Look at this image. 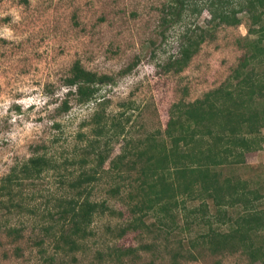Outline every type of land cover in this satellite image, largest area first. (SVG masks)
Instances as JSON below:
<instances>
[{"label":"rangeland","instance_id":"374dc122","mask_svg":"<svg viewBox=\"0 0 264 264\" xmlns=\"http://www.w3.org/2000/svg\"><path fill=\"white\" fill-rule=\"evenodd\" d=\"M168 2L0 0V183L13 166L30 156L44 153L55 163V168L46 169L36 179L14 183L15 206L7 195H0V264H146L151 260L164 264L180 240L184 255L190 251L200 254L197 259L180 257L179 264H264L243 249L231 253L213 252L200 244L187 247L189 238H197L207 225L190 221L188 228L183 226L185 210L177 214L176 224L170 223L174 232L167 240L155 237V227L126 228L119 233L133 217L131 207L138 201L139 165L123 174L117 182L119 193L111 195L108 189L116 182L108 173L110 160L121 153L127 140L132 142L129 147L133 151L144 147L142 140L146 138L160 139L172 104L193 101L224 83L245 51L246 38L256 37L248 31L250 19L242 11L240 24H223L212 30L213 35L201 43L180 72H168L164 65L177 55L182 31L196 25L206 27L209 18L204 9L171 26L161 25ZM76 61L110 80L100 85L96 101L82 104L69 96L70 108L61 111L67 91L64 78ZM128 65L131 69L125 70ZM95 112L104 116L106 133L112 134L119 127L122 131L110 139L102 136L95 143L96 150L106 147L109 155L99 168L90 198L104 201L110 211L95 215L90 224L93 235L77 238V247H72L60 234L55 236L52 231L47 235L41 227L52 223L47 213L50 210L55 215L51 209L54 198L71 194L65 177L80 169L79 159L86 157L88 168L95 164L93 153L86 150L87 142L93 139L91 118ZM258 135H264V126ZM243 156L242 162L217 169L221 179H238L256 192L254 209L264 213V141ZM131 159L135 156L129 154L126 160ZM206 201L213 230H230V221L245 213L227 206L230 219L221 224L216 221L221 210L212 199ZM198 203L189 200L185 206L188 209ZM153 221L151 214L145 217L147 224ZM12 227L22 229L20 237L9 233ZM153 241V249L141 248ZM253 242L254 249L264 255V230L253 236ZM126 247H134V253L120 258L109 254L113 248Z\"/></svg>","mask_w":264,"mask_h":264},{"label":"trees","instance_id":"16d2710c","mask_svg":"<svg viewBox=\"0 0 264 264\" xmlns=\"http://www.w3.org/2000/svg\"><path fill=\"white\" fill-rule=\"evenodd\" d=\"M165 6L161 25L171 26L181 22L187 15L200 14L204 9L209 14L206 27L196 25L193 29L182 31L177 55L169 58L164 65L168 72H180L199 51L201 43L213 35L212 30L223 24H240L238 15L242 11L250 19L248 31L256 37L246 38L245 51L224 83L193 101L179 100L172 104L164 137L146 138L142 140L144 147L133 151L129 147L132 142L127 140L121 153L110 160L108 173L116 182L115 186L111 185L108 189L111 195L119 193L121 187L117 182L123 174L126 176L131 168L137 163L139 165L138 201L131 207L133 217L119 233L125 232L126 228L147 230L155 227L158 231L155 237L167 240L174 232L171 224H176L177 214L181 215L179 211L185 210L183 220L186 218V223L183 226L188 228L190 221L207 225V230L197 238H189L187 247L195 248L200 244L204 248L207 245L213 252L227 250L231 253L243 249L247 250L251 258L258 257L264 262L263 253L254 249L253 242V236L264 230V213L254 209L257 193L249 190L245 182L238 179H221L217 169L232 162H242L246 151L259 148L264 141V135H258L264 126V0H169ZM131 67L128 65L125 70ZM108 80V76L87 70L76 61L64 78L67 91L60 110L67 111L70 108L69 96H74L82 104L96 101L100 85ZM97 102L103 105L102 100ZM103 118L97 112L92 115L93 139L86 145V150L93 153L95 164L88 168L86 164L89 160L86 157L79 159L80 169L75 175L70 173L68 178L65 177L71 194L54 198L51 209L55 215L50 210L47 213L52 223L41 227L47 235L52 231L56 232L55 236L60 234L61 240L72 247H77V238L93 235L90 224L95 215L101 216L110 211L104 201L96 202L90 198L93 182L100 176L99 168L109 155L106 147L96 150L95 143L102 136L106 135L110 139V136L122 132L119 127L112 134L106 133ZM104 143L107 144V141ZM129 154L134 155L135 159L127 161ZM229 157L236 159L230 160ZM52 168H55V163L50 156L44 153L30 156L2 177L0 195H7L10 204L15 206L16 202L12 200L14 183L36 179L46 169ZM208 198L212 199L216 209L221 210L216 215V221L221 224L230 219V215H226L227 206L241 208L245 213L237 214L230 221V230H213L210 216L207 215ZM189 200H198L199 203L187 209L185 203ZM150 214L155 221L147 224L145 217ZM21 230L12 227L9 233L20 237ZM177 244L170 261L164 264H179L180 257L197 259L200 254L190 251L186 256L181 252V240ZM153 247H156L154 241L141 245L146 250ZM134 250V247L113 248L109 254L116 253L120 258L132 255ZM146 264H153V261Z\"/></svg>","mask_w":264,"mask_h":264}]
</instances>
